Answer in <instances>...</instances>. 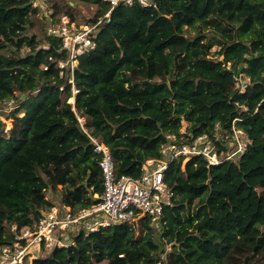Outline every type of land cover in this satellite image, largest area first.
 I'll return each instance as SVG.
<instances>
[{
  "label": "trees",
  "instance_id": "16d2710c",
  "mask_svg": "<svg viewBox=\"0 0 264 264\" xmlns=\"http://www.w3.org/2000/svg\"><path fill=\"white\" fill-rule=\"evenodd\" d=\"M51 1L54 18L75 19L66 0ZM74 1L95 6L91 25L111 8ZM40 11L34 0H0V50H11L0 53V246L13 223L33 225L54 204L100 201L103 154L93 139L109 148L118 176L138 178L183 120L212 134L238 118L253 140L240 160L170 164L175 195L157 227L134 239L146 222L139 214L132 225L73 232V244L31 264H264V0L121 3L75 64L62 36L30 34Z\"/></svg>",
  "mask_w": 264,
  "mask_h": 264
},
{
  "label": "built area",
  "instance_id": "2783aa9c",
  "mask_svg": "<svg viewBox=\"0 0 264 264\" xmlns=\"http://www.w3.org/2000/svg\"><path fill=\"white\" fill-rule=\"evenodd\" d=\"M110 3V10L84 32L72 36L68 41V29H60L64 47L71 50L72 63L78 55L94 44L88 37L90 31L98 26L102 19L109 17L113 8L121 3L133 5L139 3L144 7H157L158 0H105ZM50 32V31H49ZM50 34L58 35L56 31ZM65 35V36H64ZM62 65H64L62 63ZM246 85L240 90L245 91ZM238 118L224 128L216 122L212 134H195L189 130V123L183 120L179 132L166 134V142L160 148V156L148 158L143 164V173L134 178L130 175L118 176L109 148L97 139H93L96 150L103 154L100 162L104 176V192L100 201L84 207L61 206L54 204L43 211L39 220L33 225L18 226L13 223L12 240L0 246V264H31L38 255H45L54 247L69 246L74 243L70 232H94L117 222L131 224L139 214L146 216L147 225L157 227L162 219L164 207L171 204L175 195L165 177L173 161L182 167L194 156L207 159V166L226 161H238L242 158L253 140L249 133L238 125ZM132 225V224H131ZM69 236V237H68ZM46 252V253H45Z\"/></svg>",
  "mask_w": 264,
  "mask_h": 264
},
{
  "label": "rangeland",
  "instance_id": "374dc122",
  "mask_svg": "<svg viewBox=\"0 0 264 264\" xmlns=\"http://www.w3.org/2000/svg\"><path fill=\"white\" fill-rule=\"evenodd\" d=\"M65 8H67L68 4H70L71 7L74 8V15L75 19H72L70 15L60 12L57 14V18H54L52 14L54 13V8L52 6L51 0H34V5H38L41 8V11L39 12L38 16L34 19V25L30 29V34H37V35H43L46 31V34H50V32L56 31V33L59 35L61 34L60 29H68V41L70 44H72V36H76L78 32H84L87 29V25L91 27V24H87V19L89 16L95 11V6L92 4H82L78 3L77 1H68L65 2ZM81 6H83L85 9H82ZM202 24H198V26H201ZM95 28H93L91 32H93ZM50 31V32H49ZM90 33L88 37L90 38ZM195 31H192V34H194ZM60 36V35H59ZM65 36V35H64ZM216 46L212 49L213 51L216 50ZM11 50L9 48H3V50H0L1 54H9ZM249 82L247 78H242L239 83L242 87L243 85H246ZM70 101L73 102L71 99ZM11 105V102L10 104ZM2 118V117H1ZM4 119V118H3ZM6 123V128L9 129L12 127V119H4ZM146 230V228L141 231L140 235L136 236L134 234V239L139 238ZM73 232L69 233L70 234ZM134 233V231H133ZM68 236V237H69ZM46 253V252H45ZM93 264H104V263H93Z\"/></svg>",
  "mask_w": 264,
  "mask_h": 264
},
{
  "label": "water",
  "instance_id": "95a60500",
  "mask_svg": "<svg viewBox=\"0 0 264 264\" xmlns=\"http://www.w3.org/2000/svg\"><path fill=\"white\" fill-rule=\"evenodd\" d=\"M74 100H75V99L73 98V102H74ZM71 102H72V101H71Z\"/></svg>",
  "mask_w": 264,
  "mask_h": 264
}]
</instances>
